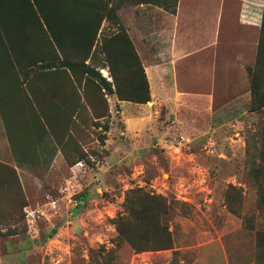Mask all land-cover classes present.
<instances>
[{"label": "rangeland", "instance_id": "rangeland-1", "mask_svg": "<svg viewBox=\"0 0 264 264\" xmlns=\"http://www.w3.org/2000/svg\"><path fill=\"white\" fill-rule=\"evenodd\" d=\"M114 32L105 28L101 36ZM99 63L94 66L108 77ZM235 79L238 92L226 93L223 105L222 93L215 90L213 106L185 102L170 109L146 103L141 113L131 110L129 133L121 101L105 96L109 114L99 120L109 124L104 144L87 112L73 128L81 162L56 163L50 171L21 162L24 167L17 171L4 163L16 170L26 206H9L11 194L3 193L0 227L15 235L0 237V264H255L260 217L254 170L264 110L249 111L250 73ZM32 81L40 85L38 78ZM44 102L51 109L49 100ZM182 137L186 142L180 145ZM68 153L72 161L76 154L71 147ZM78 164L87 170L68 169ZM133 188L171 203L166 222L173 246L168 252L135 253L116 242L110 221L123 211L125 193ZM228 194L239 199L236 207L229 205L236 212L226 202Z\"/></svg>", "mask_w": 264, "mask_h": 264}, {"label": "trees", "instance_id": "trees-1", "mask_svg": "<svg viewBox=\"0 0 264 264\" xmlns=\"http://www.w3.org/2000/svg\"><path fill=\"white\" fill-rule=\"evenodd\" d=\"M86 3L94 6L96 2L0 0V56H6L20 74L19 84L29 119L28 123L4 124L17 162L38 163L37 147L50 136L67 165L73 166L84 159L77 150L73 131L82 111L95 120L93 127L101 129L98 141L103 145L105 133L109 131V124L99 121L109 114L105 96L115 95L118 101L134 104L150 101L141 60L124 28L119 27L109 36H98L101 17L95 23L88 22L80 27H53L49 25L46 13L41 12L49 6ZM36 24L38 27H34ZM31 35L38 36L37 43L30 42ZM97 60L99 69H107L111 81L96 69ZM33 72L35 74L30 78ZM249 73V111L260 112L264 110V8L255 66ZM37 78L40 85L32 81ZM31 85L37 89H32ZM46 99L51 109H46ZM52 113L54 122L49 121ZM70 147L76 154L72 161V154L68 153ZM257 158L254 174L260 221L255 235V264H264V134L260 138ZM6 192L11 194L9 206H18L21 210L26 206L16 170L0 162V209L2 195ZM226 202L228 206L239 205V199L235 200L230 194ZM170 207L171 203L161 195L139 188L126 191L123 211L110 221L116 231V242L126 243L135 253L172 249V235L166 222ZM229 207L233 212L237 211ZM4 220L0 210V224ZM54 234L52 231L50 237ZM13 235L15 233L3 232L0 227V237Z\"/></svg>", "mask_w": 264, "mask_h": 264}, {"label": "crops", "instance_id": "crops-1", "mask_svg": "<svg viewBox=\"0 0 264 264\" xmlns=\"http://www.w3.org/2000/svg\"><path fill=\"white\" fill-rule=\"evenodd\" d=\"M94 1V6L62 4L45 7L41 12L46 13L53 27H80L101 17L98 36L105 28H124L148 81L151 101L147 104H164L170 109L185 102L191 107L213 106L212 93L216 90L222 93L223 105L228 99L226 93L238 92L235 77H247L255 63L264 0ZM30 42L37 43L38 36L31 35ZM11 65L6 56H0V162L19 171L24 166L11 158L4 124L28 123L29 119L19 84L21 77ZM102 74L106 76L105 70ZM119 104L129 133L131 110L137 108L141 113L147 108L145 104ZM49 121H56L53 113ZM37 153L40 160L34 167L44 166L50 171L56 163H65L50 136L42 140ZM80 166L68 169L76 172Z\"/></svg>", "mask_w": 264, "mask_h": 264}, {"label": "built area", "instance_id": "built-area-1", "mask_svg": "<svg viewBox=\"0 0 264 264\" xmlns=\"http://www.w3.org/2000/svg\"><path fill=\"white\" fill-rule=\"evenodd\" d=\"M183 142H186V139L182 137V138H180V141L177 142V143H179L180 145H182Z\"/></svg>", "mask_w": 264, "mask_h": 264}]
</instances>
